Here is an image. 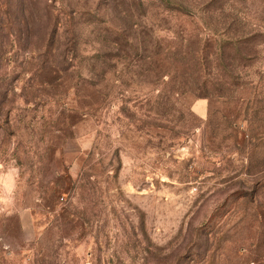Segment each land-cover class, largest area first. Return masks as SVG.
<instances>
[{
	"label": "rangeland",
	"instance_id": "1",
	"mask_svg": "<svg viewBox=\"0 0 264 264\" xmlns=\"http://www.w3.org/2000/svg\"><path fill=\"white\" fill-rule=\"evenodd\" d=\"M0 264H264V0H0Z\"/></svg>",
	"mask_w": 264,
	"mask_h": 264
},
{
	"label": "trees",
	"instance_id": "2",
	"mask_svg": "<svg viewBox=\"0 0 264 264\" xmlns=\"http://www.w3.org/2000/svg\"><path fill=\"white\" fill-rule=\"evenodd\" d=\"M165 3H167V2H165ZM168 4V3H167Z\"/></svg>",
	"mask_w": 264,
	"mask_h": 264
}]
</instances>
